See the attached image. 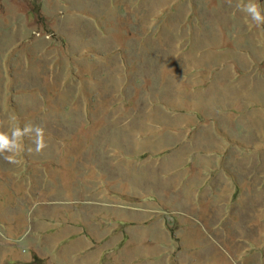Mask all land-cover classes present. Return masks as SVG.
I'll return each instance as SVG.
<instances>
[{"label": "rangeland", "instance_id": "1", "mask_svg": "<svg viewBox=\"0 0 264 264\" xmlns=\"http://www.w3.org/2000/svg\"><path fill=\"white\" fill-rule=\"evenodd\" d=\"M248 2L0 0V264H264Z\"/></svg>", "mask_w": 264, "mask_h": 264}, {"label": "clouds", "instance_id": "2", "mask_svg": "<svg viewBox=\"0 0 264 264\" xmlns=\"http://www.w3.org/2000/svg\"><path fill=\"white\" fill-rule=\"evenodd\" d=\"M241 11L245 12L257 27L264 25V8H262L258 2H255V0H249V2L241 8ZM33 132L36 136L35 151L40 152L45 147L43 130L40 127L25 126L22 130L13 129L10 136L0 133V153H16L20 148L18 138ZM5 158L9 163H16V160L13 159L12 156Z\"/></svg>", "mask_w": 264, "mask_h": 264}]
</instances>
